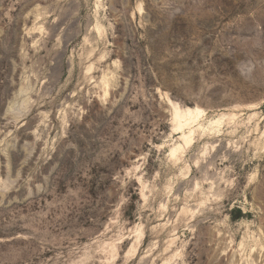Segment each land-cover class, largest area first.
Returning <instances> with one entry per match:
<instances>
[{
	"label": "rangeland",
	"instance_id": "374dc122",
	"mask_svg": "<svg viewBox=\"0 0 264 264\" xmlns=\"http://www.w3.org/2000/svg\"><path fill=\"white\" fill-rule=\"evenodd\" d=\"M0 264H264V0H0Z\"/></svg>",
	"mask_w": 264,
	"mask_h": 264
},
{
	"label": "bare ground",
	"instance_id": "6f19581e",
	"mask_svg": "<svg viewBox=\"0 0 264 264\" xmlns=\"http://www.w3.org/2000/svg\"><path fill=\"white\" fill-rule=\"evenodd\" d=\"M178 118H179L178 113H177V112H174V115H173V119H174V121L177 120ZM193 122H194V121L188 122L186 125H189V124H191V123H193ZM181 139H186L185 135H182V136H181Z\"/></svg>",
	"mask_w": 264,
	"mask_h": 264
}]
</instances>
